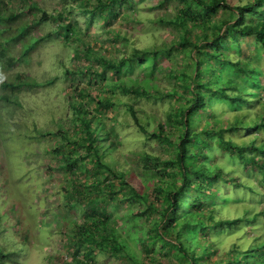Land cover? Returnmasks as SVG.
Returning a JSON list of instances; mask_svg holds the SVG:
<instances>
[{"label":"rangeland","instance_id":"rangeland-1","mask_svg":"<svg viewBox=\"0 0 264 264\" xmlns=\"http://www.w3.org/2000/svg\"><path fill=\"white\" fill-rule=\"evenodd\" d=\"M4 1H9L12 10L17 7L15 10L20 12L15 19L7 20L8 25L13 28L18 24H29L31 16L25 0ZM31 1L48 14L61 12L65 16L64 20L49 17L30 23L27 31L23 30L18 35L20 41L11 43L9 52L15 56L13 62L7 64L0 60V79L20 82L13 90L0 86V94L7 93L11 98L9 101L0 99L1 222L7 226L6 235L12 232L23 239V243H16L22 250L17 264H68L70 260L71 221L81 212L63 192L64 185L69 187L70 173H73V166L66 165L68 158L76 159L74 178L83 183L85 191H91L98 206L109 215L111 223L132 252L147 264H150L149 256L167 261L172 250L154 233L152 219L155 213H151L140 198L126 200L116 185L107 186L104 174L87 172L86 167L90 166L94 156L87 153L83 145L74 142L84 131L75 120L67 97H79L89 108L101 114L106 127L113 133L117 148L136 173V179L143 185L148 184L147 191L153 193L152 187L163 184L169 176L158 166L157 169H143L141 154L147 151L164 159L171 156L172 149L149 135V130L155 128L149 114L165 121L167 115L164 110L177 99L166 96L149 100L139 94L124 92L108 82L135 83L159 92L178 86V78L172 75L180 53L178 33L172 24L150 19L167 17L179 11L184 0L116 1L111 4L112 10L107 5L92 9L96 0H91L83 11L73 6L79 0ZM191 7L198 22L192 32L198 36L211 34L213 23L228 16L221 8L208 17L194 4ZM36 16H41V12L38 11ZM68 21L76 38L66 42L60 24ZM120 35L135 39L138 48L156 49V53L147 51L133 62L122 61L118 68L105 64L100 55L115 62L131 53L132 43L125 42ZM30 36L36 40H27ZM31 40L32 47L25 55H20L25 42ZM220 50L233 58L246 59L254 67L248 76H243L233 65H226L223 69L225 77L240 80L259 92L264 84V46L253 37L239 36L235 40L227 36L221 40ZM96 92L111 95L114 104L96 105L87 95ZM260 93L263 94L264 90ZM127 102L148 113L145 117L141 113L143 122L147 123V133L139 130L132 121L127 113ZM215 108L218 113L222 112L221 108ZM49 130L55 133H41ZM216 153L228 168L235 169L231 172L235 180L245 178L262 193L236 187L233 182L220 183L219 190L225 194L216 202L215 214L234 217L244 211L251 214L264 207V185L258 180L260 174L256 167L229 155L222 147H218ZM152 159V165L157 164ZM263 224L264 221L259 220L243 222L231 229L223 228V232L217 234L222 238L218 252L235 238L245 245L248 236L255 232L263 233L260 232ZM216 256L212 254L211 258ZM93 264L131 263L126 258L108 256L97 250Z\"/></svg>","mask_w":264,"mask_h":264},{"label":"trees","instance_id":"trees-1","mask_svg":"<svg viewBox=\"0 0 264 264\" xmlns=\"http://www.w3.org/2000/svg\"><path fill=\"white\" fill-rule=\"evenodd\" d=\"M116 1L127 0H96L92 9L107 5L112 10L111 4ZM25 3L31 16L29 24H18L12 28L7 20L15 19L20 12L15 10L17 7L12 10L9 1L0 0V60L3 59L7 64L15 59L9 52L11 43L20 41L18 35L23 30L27 31L30 23L49 17L64 20L65 15L61 12L48 14L31 0H25ZM90 3L91 0H79L73 6L83 11ZM192 4L205 16L211 17L220 8L228 16L213 23L211 34L198 36L192 32L198 24L192 13ZM38 11L41 12L39 17L36 16ZM150 20L170 23L178 33L177 47L180 53L177 56V68L172 74L178 78V86L159 92L135 83H108L149 100L166 96L177 99L164 110L167 115L165 121L149 114L155 122V128L149 130V135L165 142L172 149L171 156L161 159L151 152L144 151L141 154L143 169H157L158 166L169 178L163 184L152 187L153 193L147 191L149 185H143L141 180L136 179V173L117 148L113 133L106 127L101 114L89 108L79 97L69 95L67 99L73 108L75 120L83 126L84 131L74 142L83 145L86 152L94 156L90 166L86 167L87 172L104 174L107 186L116 185L123 191L126 200L140 198L147 209L155 213L152 219L154 233L172 250V256L163 262L160 257L149 256L150 264H264V224L260 231L263 235L255 232L246 238L245 245L236 238L230 240L228 247H221V252L218 251L222 238L217 237L223 228L238 227L243 222L264 221V207L251 214H245L243 210L242 214L234 217L215 214L216 202L225 194L219 190L220 183L233 182L236 187L262 193L256 190L255 185L247 183L245 178L235 180L231 175L235 169L228 168L227 163L218 157V147L224 148L229 155L236 156L243 163L256 167L260 174L258 180L264 185V93L259 94L264 90V84L256 92L240 80L225 77L223 69L226 65H233L243 76H248L254 67L246 59L233 58L220 50L221 40L227 36L235 40L239 36L253 37L264 46V0L237 3L232 0H184L179 11ZM60 28L66 42L76 38L70 21L62 22ZM121 37L125 42L132 43L131 53L115 62L100 55L104 63L118 68L122 61L133 62L147 51L156 53V49L138 48L135 39L127 35ZM30 39L36 40L34 36L27 40ZM32 43V40L25 42L20 55H25ZM88 68L93 69L90 66ZM19 83L0 79L1 87L12 90ZM7 95L0 94V99L11 100ZM87 95L96 105L107 106L115 102L111 95L105 96L98 92ZM126 106L127 113L138 129L147 133V123L143 122L141 113L144 117L148 113L135 108L131 102H127ZM215 107L221 108L222 112L218 113ZM41 133L55 132L49 130ZM151 158L157 164L152 165ZM75 160L68 158L66 163L67 167L73 166V173L76 172V166L73 165ZM73 173H70L69 187L64 185L63 192L73 205L78 206L81 214L71 221L70 247L67 246L71 257L68 264H93L97 250L108 256L126 258L131 264H147L132 252L111 223L109 215L98 206L91 191L84 190L85 186L74 178ZM1 216L0 211V264H17V257L22 250L16 243H23V239L12 232L6 235L7 226L1 222ZM212 254L217 256L211 258Z\"/></svg>","mask_w":264,"mask_h":264}]
</instances>
